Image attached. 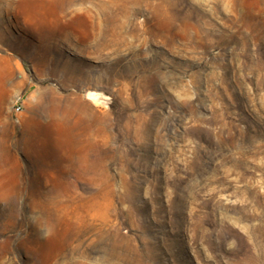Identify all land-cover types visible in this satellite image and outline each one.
Segmentation results:
<instances>
[{
    "label": "rangeland",
    "instance_id": "374dc122",
    "mask_svg": "<svg viewBox=\"0 0 264 264\" xmlns=\"http://www.w3.org/2000/svg\"><path fill=\"white\" fill-rule=\"evenodd\" d=\"M0 264H264V0H0Z\"/></svg>",
    "mask_w": 264,
    "mask_h": 264
},
{
    "label": "water",
    "instance_id": "95a60500",
    "mask_svg": "<svg viewBox=\"0 0 264 264\" xmlns=\"http://www.w3.org/2000/svg\"><path fill=\"white\" fill-rule=\"evenodd\" d=\"M86 98L91 100H99L102 99V96H100L98 93H95L93 91H87L86 92Z\"/></svg>",
    "mask_w": 264,
    "mask_h": 264
},
{
    "label": "built area",
    "instance_id": "2783aa9c",
    "mask_svg": "<svg viewBox=\"0 0 264 264\" xmlns=\"http://www.w3.org/2000/svg\"><path fill=\"white\" fill-rule=\"evenodd\" d=\"M19 109V107H17V110Z\"/></svg>",
    "mask_w": 264,
    "mask_h": 264
}]
</instances>
